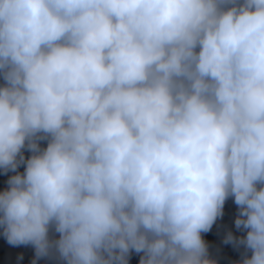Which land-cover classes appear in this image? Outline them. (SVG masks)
Here are the masks:
<instances>
[{
	"label": "clouds",
	"instance_id": "1",
	"mask_svg": "<svg viewBox=\"0 0 264 264\" xmlns=\"http://www.w3.org/2000/svg\"><path fill=\"white\" fill-rule=\"evenodd\" d=\"M0 78V227L33 264H216L230 196L234 264H264V0H0Z\"/></svg>",
	"mask_w": 264,
	"mask_h": 264
},
{
	"label": "trees",
	"instance_id": "2",
	"mask_svg": "<svg viewBox=\"0 0 264 264\" xmlns=\"http://www.w3.org/2000/svg\"><path fill=\"white\" fill-rule=\"evenodd\" d=\"M0 84H3L0 78ZM41 147L47 146V141L40 142ZM25 159L31 156L30 150L25 148L23 150ZM26 163L20 164L17 169L18 172L23 173ZM15 172L9 171L5 173L0 169V191L9 187L8 179L14 175ZM239 215V207L234 202V197H229L223 207V215L218 217L213 224L210 231L202 233L204 240L208 245L209 257L216 261V264H234V262L242 259L246 252L242 244L225 243V238L231 232L234 237L240 238L246 236V230L243 228L237 229L235 226V219ZM50 235L55 238L59 237V233L54 231ZM250 255V251L247 252ZM142 253H136L134 250L128 258V264H139ZM22 257V258H21ZM35 258V249L31 244L28 245H10L3 235V228L0 227V264H33ZM36 264H63L54 258H40Z\"/></svg>",
	"mask_w": 264,
	"mask_h": 264
}]
</instances>
